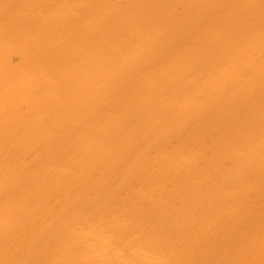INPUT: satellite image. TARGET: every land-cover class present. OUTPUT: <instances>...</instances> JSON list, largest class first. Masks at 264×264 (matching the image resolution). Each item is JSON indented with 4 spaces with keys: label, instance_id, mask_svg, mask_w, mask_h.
<instances>
[{
    "label": "bare ground",
    "instance_id": "obj_1",
    "mask_svg": "<svg viewBox=\"0 0 264 264\" xmlns=\"http://www.w3.org/2000/svg\"><path fill=\"white\" fill-rule=\"evenodd\" d=\"M49 1L19 0L0 25V264H203L222 240L232 264H264V221L247 222L264 214L249 206L264 186V0H173L114 30L99 10L80 36L57 23L93 0L39 16ZM63 37L64 54L46 50ZM17 50L29 58L6 65Z\"/></svg>",
    "mask_w": 264,
    "mask_h": 264
},
{
    "label": "rangeland",
    "instance_id": "obj_2",
    "mask_svg": "<svg viewBox=\"0 0 264 264\" xmlns=\"http://www.w3.org/2000/svg\"><path fill=\"white\" fill-rule=\"evenodd\" d=\"M19 0H0V25L5 22V18L8 14L12 13L16 3ZM173 0H157L155 2H151L149 0H93L90 5H79L75 6V12L70 13V15L61 18V20L57 23L58 26H63L70 30L71 33L75 36L85 35L90 32L89 24H85V18L93 12H97L99 10L103 11V17L98 22V26L100 29H119L121 27L119 21H121L122 17H136L139 14L147 13L149 11L160 13L168 4L172 3ZM60 0H51L44 4L41 12H45L48 9H53L58 6ZM35 6V5H34ZM33 7L29 9V15L27 17L32 18ZM184 7L181 4H177L175 6V11L177 14H183ZM257 21L264 22V16H261ZM190 26L185 25L182 27H177L172 31V35L178 36L180 39H185L187 36V30L189 31ZM167 37V34H166ZM70 38L63 37L55 40L53 42L46 44V50L53 54H64L67 51V46L69 44ZM30 53H24L20 50L14 51L10 53L8 56V60L6 61V65L10 67H16L21 65L26 59L29 58ZM197 76V74H195ZM219 109V105L208 109L207 112L214 113ZM137 112L139 109H136L132 113V120L135 128L140 127L143 122L138 118ZM216 137H212L211 139H215ZM211 141V140H210ZM32 158H29L27 162H30ZM234 161L225 160V162L221 165L220 170L224 172L226 170L232 169L235 167ZM18 184H22V180L19 179ZM111 187L115 186V183H110ZM259 196L251 197L249 206L254 209H258L264 206V186L259 190ZM57 204V209L59 208ZM232 216V215H231ZM230 217V215L228 216ZM264 221V214L252 215L247 218V222L250 227L259 228ZM41 237V236H40ZM206 251V252H205ZM203 259V264H229L235 260V256L233 251L228 253L226 248V241L222 240L221 243L216 246L214 249L209 250L204 249L201 250ZM198 256L200 257L201 255ZM198 264V263H197Z\"/></svg>",
    "mask_w": 264,
    "mask_h": 264
}]
</instances>
